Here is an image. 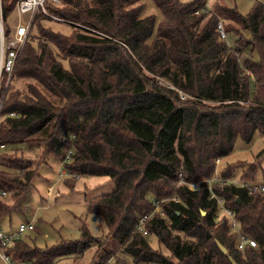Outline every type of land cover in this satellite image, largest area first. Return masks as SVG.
<instances>
[{
    "label": "trees",
    "instance_id": "1",
    "mask_svg": "<svg viewBox=\"0 0 264 264\" xmlns=\"http://www.w3.org/2000/svg\"><path fill=\"white\" fill-rule=\"evenodd\" d=\"M153 1L161 13L155 31V18L143 13L141 0L47 2L61 18L51 19L71 26L69 35L34 17L36 33L30 30L2 101L0 144L25 142L44 160L52 155L61 161L71 149L64 163L69 173L106 175L114 190L86 207L102 218L105 236H93L82 223L78 239L44 249L19 238L7 249L14 260L47 264L93 247L94 264H232L228 256L236 264H264V189L212 183L241 231L256 241L239 250L237 233L229 231L226 216L218 218L217 202L202 181L237 135L249 142L254 131H264V0H252L245 14L217 0L204 12H195L204 0ZM12 8V0H2L6 33ZM219 19L227 41L216 31ZM18 79L24 87L15 85ZM262 154L264 147L256 160ZM242 164H227L219 176L230 178ZM31 165L0 157V188L7 191L0 216L38 175ZM255 168L254 161L242 171L243 180L251 182L244 173ZM179 180L202 185L191 190ZM174 194L178 201L161 204L164 215L152 212L153 198ZM149 213L144 227L169 255L153 249L136 227Z\"/></svg>",
    "mask_w": 264,
    "mask_h": 264
},
{
    "label": "rangeland",
    "instance_id": "2",
    "mask_svg": "<svg viewBox=\"0 0 264 264\" xmlns=\"http://www.w3.org/2000/svg\"><path fill=\"white\" fill-rule=\"evenodd\" d=\"M144 4V14H151L155 18L154 31L160 20L161 13L153 0H141ZM226 5H234L241 14H245L253 5L252 0H217ZM222 5H224L222 3ZM49 11V10H48ZM50 12V11H49ZM52 13V12H50ZM22 18L24 15H21ZM39 16V15H38ZM18 15L12 8L6 18V23L12 30V26L17 22ZM43 26L49 27L53 31L69 35L72 31L71 26L63 21H55L48 18L39 20ZM35 22H38L37 19ZM78 29L77 27L75 30ZM36 33V28L31 29V34ZM30 38H34L31 36ZM67 65L66 60H62ZM15 85L24 87V81L18 79ZM264 147V131L256 130L249 142L237 135L234 140L232 150L225 156L220 157L216 166L217 174L227 164L244 163L234 168L229 181L235 184L241 183L242 171L246 167L256 162V168L247 170L244 175L253 179L252 183L264 182V154L257 160L256 155ZM9 151H14L9 153ZM6 152V153H4ZM2 153V154H1ZM4 153V154H3ZM16 156L23 160H31V168L37 170L38 175L33 176L31 184L26 191L19 197L16 206L11 211L0 216V228L6 232L16 230L19 222L31 220L34 228L20 234V239L27 245L44 249L65 239H78L80 237V227L85 224L93 236L102 237L107 234V227L102 218L97 214L87 212V202L99 195L111 193L114 190V184L106 175H89L78 173L75 178L72 173L65 171L58 176V168L61 162L58 158L49 155L45 158L39 154L38 149H30L25 142L8 143L5 148L0 149V157ZM36 158L44 160L37 164ZM35 171V170H34ZM250 182V181H246ZM52 185L50 193H46V188ZM149 245L162 253L169 255V250L158 243L155 234L149 233L146 236ZM94 248L86 249L79 257L66 255L53 258L47 264H94L92 255ZM112 259H109L111 263ZM22 264H37L33 260H24Z\"/></svg>",
    "mask_w": 264,
    "mask_h": 264
},
{
    "label": "built area",
    "instance_id": "3",
    "mask_svg": "<svg viewBox=\"0 0 264 264\" xmlns=\"http://www.w3.org/2000/svg\"><path fill=\"white\" fill-rule=\"evenodd\" d=\"M210 1L211 0H204V4L195 12H204L210 10ZM13 8L16 10L18 15L17 22L12 26V30L10 29L9 33H6L4 30V18L2 12V0H0V109L2 105V101L5 96V91L8 85L13 78L14 69L16 63L18 61V57L23 49V46L28 38L29 32L31 30L32 22L35 16L41 17H50L56 20H60L61 18L55 16L54 14L50 13L47 8V2H54L58 3L59 0H12ZM21 15H24L22 18ZM216 31L218 32L219 36L227 41V34L224 30L222 21L219 19L216 23ZM157 82L159 84L165 85L167 87H173V85L165 80L163 77H158ZM179 96L181 98L185 97L186 95L179 91ZM7 115L15 116L14 112H9ZM0 114V119H1ZM4 148V144H0V149ZM72 150L69 149L66 154L64 155L63 159L60 161V167L58 168V176H61L65 173L66 168L64 167V163H67L71 160ZM215 168L214 172L210 177L204 178L202 181L206 183V186L209 190L210 196L214 197L217 205V216L227 217V226L229 231H233L237 233V242L236 247L239 250H243L247 245L255 246L256 241L244 234L239 226L238 221L234 216V212L232 209L227 208L223 204V199L220 195L215 194L213 192L212 183L214 181L219 182L220 184H224L229 181V178H223L219 176V173L216 172V166L219 163V158H215ZM68 172V171H67ZM72 173V172H70ZM72 176L75 178L78 176L76 173H72ZM179 184L185 185L187 188L191 190H199L201 188V181L196 182H185L183 180L178 181ZM237 185L246 187L248 192H253L256 189H264V183H252L242 181ZM52 190V185L46 188V192L50 193ZM7 196V191L5 189L0 188V197ZM172 200L178 201L179 198L177 195H171L165 198H153V210L152 212H158L160 215H164L163 209L161 208V204L164 201ZM151 212V213H152ZM143 214L138 217L136 227L137 229L143 234L147 235L148 230L144 227L145 220L151 214ZM34 225L31 220H24L18 223L16 230L12 232L3 231L0 228V264H22L23 261L14 260L11 255L8 253L7 249L13 246L15 240L20 238V234L32 230ZM104 264H110V261H106Z\"/></svg>",
    "mask_w": 264,
    "mask_h": 264
},
{
    "label": "water",
    "instance_id": "4",
    "mask_svg": "<svg viewBox=\"0 0 264 264\" xmlns=\"http://www.w3.org/2000/svg\"><path fill=\"white\" fill-rule=\"evenodd\" d=\"M218 246L220 247V249H221V251H222L223 253H226V248H225L223 245H221V244L218 243ZM228 258H229V260H230V262H231L232 264H236L235 261H234L230 256H228Z\"/></svg>",
    "mask_w": 264,
    "mask_h": 264
},
{
    "label": "crops",
    "instance_id": "5",
    "mask_svg": "<svg viewBox=\"0 0 264 264\" xmlns=\"http://www.w3.org/2000/svg\"><path fill=\"white\" fill-rule=\"evenodd\" d=\"M50 186V185H49ZM53 188V187H52ZM45 192H46V190H45ZM47 193V192H46ZM29 220V219H28Z\"/></svg>",
    "mask_w": 264,
    "mask_h": 264
}]
</instances>
